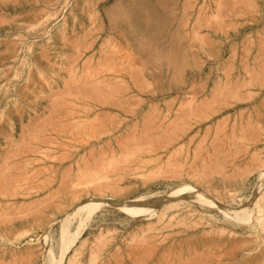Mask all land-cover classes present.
I'll use <instances>...</instances> for the list:
<instances>
[{
	"label": "rangeland",
	"instance_id": "374dc122",
	"mask_svg": "<svg viewBox=\"0 0 264 264\" xmlns=\"http://www.w3.org/2000/svg\"><path fill=\"white\" fill-rule=\"evenodd\" d=\"M66 219L61 264H264V0H0V264Z\"/></svg>",
	"mask_w": 264,
	"mask_h": 264
},
{
	"label": "bare ground",
	"instance_id": "6f19581e",
	"mask_svg": "<svg viewBox=\"0 0 264 264\" xmlns=\"http://www.w3.org/2000/svg\"><path fill=\"white\" fill-rule=\"evenodd\" d=\"M178 187L186 189V190H191L192 189V187L190 185H188V184H179ZM105 200L108 201L110 199H105ZM90 202L91 203L98 202V200H96L95 198H90V197L80 200L78 203L74 204L75 206H73V207L71 206L72 208L69 206L71 208V214H74L75 211L78 210V208L83 207L85 204H89ZM160 202H161L160 199H156L155 197L149 195V196H145V197H134V198H132L130 200L127 199L126 201L125 200L124 201H117V202L115 201V202H112V203L115 206L120 207V208L134 210V211L138 212L140 215H142L143 217H146V216H149L151 213L154 212L155 205L160 203ZM106 203H109V204L112 205L111 202H106ZM219 208H220V210L223 213L229 215L230 217H232L234 219H238V218L241 217L243 220H245L246 218H248V210H249V208H245V207H242V206H240L239 208H235V209H226V208H222V207H219ZM256 208H258V206ZM258 209H257V211H258ZM79 224H80V222L78 220L77 226ZM71 227H70V224L68 222V219H66V221L63 222L60 230L58 231V235L59 236H58L57 239L59 240V244L57 246V248H58L57 254L54 253V251L52 250L51 245L49 243V240L46 238V240H45V243H46L45 251H46L47 256L45 257L46 259L44 261V264H61L63 256H64V253L68 250L70 244L73 241L72 235H74V233L70 232L71 231ZM153 246H154V244H153ZM153 248H155V247H153ZM75 250L76 249H74V253H75ZM263 254H264V252H263ZM65 264H68V261H67V263L65 262Z\"/></svg>",
	"mask_w": 264,
	"mask_h": 264
}]
</instances>
